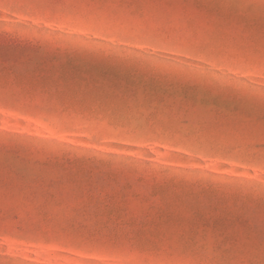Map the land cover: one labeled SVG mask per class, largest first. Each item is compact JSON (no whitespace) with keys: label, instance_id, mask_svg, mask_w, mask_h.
<instances>
[{"label":"rangeland","instance_id":"1","mask_svg":"<svg viewBox=\"0 0 264 264\" xmlns=\"http://www.w3.org/2000/svg\"><path fill=\"white\" fill-rule=\"evenodd\" d=\"M243 28L264 0H0V264H259Z\"/></svg>","mask_w":264,"mask_h":264},{"label":"snow or ice","instance_id":"2","mask_svg":"<svg viewBox=\"0 0 264 264\" xmlns=\"http://www.w3.org/2000/svg\"><path fill=\"white\" fill-rule=\"evenodd\" d=\"M74 2V0H69V3ZM93 3L103 6L107 0H92ZM232 0H224V5L226 7L231 6ZM239 28V26H237ZM242 31L246 32L249 36V47L247 49V54L253 58H257L262 68H264V29H261L259 37L257 38L256 34L249 28H243ZM248 129L256 133L258 132L261 136L260 148L264 151V115L261 116L260 120L257 122L256 120L249 117V123L247 125ZM261 202L264 204V193H261ZM130 254L135 256H143L145 255V250L142 248H136L129 250ZM163 255H168L169 253H175L177 256H188L195 255V251L192 247L188 245H181L177 243L174 247H170L167 252H165L160 247H155L152 249V255L154 258L152 261H145L141 259H137L133 262V264H189L187 261L183 260H167L163 259ZM259 264H264V234H262V238L259 245ZM191 264H196L195 261L191 262ZM221 264H226V262H221ZM235 264H256L254 260L250 257H247L244 254V258L236 261Z\"/></svg>","mask_w":264,"mask_h":264}]
</instances>
